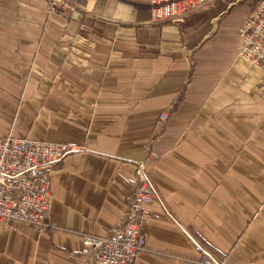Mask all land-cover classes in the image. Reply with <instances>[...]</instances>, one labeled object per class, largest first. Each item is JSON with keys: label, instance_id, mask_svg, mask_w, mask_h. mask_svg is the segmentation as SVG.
Here are the masks:
<instances>
[{"label": "crops", "instance_id": "crops-1", "mask_svg": "<svg viewBox=\"0 0 264 264\" xmlns=\"http://www.w3.org/2000/svg\"><path fill=\"white\" fill-rule=\"evenodd\" d=\"M257 0H207L182 23H151L149 0H0V137L82 149L50 171L49 233L0 221V264H88L83 234L127 218L143 161L137 264H264L263 73L239 56ZM167 119L162 120L161 115Z\"/></svg>", "mask_w": 264, "mask_h": 264}, {"label": "built area", "instance_id": "built-area-1", "mask_svg": "<svg viewBox=\"0 0 264 264\" xmlns=\"http://www.w3.org/2000/svg\"><path fill=\"white\" fill-rule=\"evenodd\" d=\"M49 15L73 12L80 0H45ZM207 0H149L151 23H182L192 11L204 8ZM238 54L263 73L264 85V0H257L239 28ZM167 119V115L160 117ZM76 146L57 142L0 137V221H18L40 231L59 229L51 222L50 171L68 156L81 151ZM135 167L133 195L127 218L107 237L83 234L81 254L88 264H137L149 252L143 220L146 205L161 202L143 161L131 160ZM202 253L196 264H224L193 239Z\"/></svg>", "mask_w": 264, "mask_h": 264}, {"label": "rangeland", "instance_id": "rangeland-1", "mask_svg": "<svg viewBox=\"0 0 264 264\" xmlns=\"http://www.w3.org/2000/svg\"><path fill=\"white\" fill-rule=\"evenodd\" d=\"M151 20V19H150Z\"/></svg>", "mask_w": 264, "mask_h": 264}]
</instances>
